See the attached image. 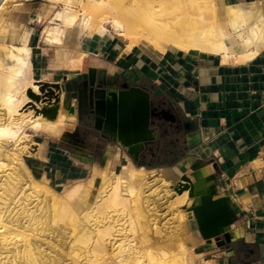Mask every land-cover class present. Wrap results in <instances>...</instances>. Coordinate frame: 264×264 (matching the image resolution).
Here are the masks:
<instances>
[{
    "label": "bare ground",
    "instance_id": "6f19581e",
    "mask_svg": "<svg viewBox=\"0 0 264 264\" xmlns=\"http://www.w3.org/2000/svg\"><path fill=\"white\" fill-rule=\"evenodd\" d=\"M54 1L61 5L55 16V20L59 21V26L48 31L47 41L61 47L65 45L68 34L76 24H80V28L89 35L95 32L107 35L112 28L115 37H121L128 42L129 49L145 43L162 51L166 49V46H169L189 53L223 55L226 58L232 55L237 62H244L256 56L264 47V17L260 10L245 4L226 5L222 3V8L217 11L214 0ZM9 2L10 0H0V23L7 15L4 11ZM79 8L81 9L78 10ZM224 19L230 20V28L240 43L237 53L230 51L228 37L222 23ZM74 54L75 56L68 58L64 63L70 70H77L78 72L84 65L88 54L79 51L78 48ZM30 65L31 48L28 44L13 45L6 43L0 46V191L4 189L0 193V264H49L47 261L49 257L51 262L57 260L55 250L52 251L51 249L54 254L52 256L43 253L44 251L41 250L42 246L46 245L45 239H47L48 234L42 233L46 229H38L35 209L28 203L22 204L20 202L22 197L20 198L19 194L23 192L18 190L21 181L20 176L27 177L30 180L29 185L34 186L38 183L29 168L30 165H27L26 160L20 154H22V147L25 146V142L22 141L31 138L25 129L37 130L43 124L50 128V133L53 136L62 140H73L75 135L66 126L76 120V101L73 100L70 109L64 110L65 95L61 88L59 91L61 102L57 107L38 113L34 111L25 113L24 107L33 103L30 97L26 98L25 92L32 89L33 94L38 95L39 88L38 85H35L38 83L37 81L27 78ZM11 162L14 163L13 166ZM108 167L109 163H106V168L108 169ZM94 171L95 177L97 170ZM130 171L129 181L132 185H135L145 176L144 167L136 168L133 166ZM144 179L146 180V178ZM113 183L117 185L103 201L98 203L99 210L103 212L114 206H127V198L119 194L120 177L118 175L105 180L99 194L103 193ZM162 186L173 190L170 197L174 198L179 194L174 190L173 182L165 180L162 182ZM20 188L22 189V186ZM79 188H74L67 197L69 199L74 197ZM48 193L55 196L52 191ZM182 194L179 197V204L181 202L184 204L185 218L187 220L193 219V214L188 211V208L199 203L200 199L199 197L189 198L188 191H184ZM63 203L65 204L63 205ZM82 203H88V200L83 199ZM61 204L58 216L62 220H67L69 233L72 232V239L78 243H85V245L86 242L93 240L91 252L95 254V258L91 254L92 256L88 260L86 259V262L77 261L76 264H116L110 259L111 256L105 257L108 253V244L105 243L106 236L111 234V227L100 229L99 232L95 230L99 234L98 237L100 236L99 240L94 238L96 234L94 235L92 231L94 236L90 238L88 231L80 230L83 221L76 214L70 202L63 199ZM88 215L93 217V214ZM49 240L51 241V239ZM111 241L109 243H113ZM50 247L54 248L52 243ZM159 247L160 252L156 255L150 251L143 255H137L135 252H131L129 247L127 250L122 249L118 254V257L122 258L118 262L119 264H156L161 263V257L171 254H177V257L181 256L180 261L184 264L193 262V256L187 253L183 242L178 244L176 239L166 238L159 243ZM123 253L125 256L122 255ZM71 255L69 254V256ZM97 255L103 258H98Z\"/></svg>",
    "mask_w": 264,
    "mask_h": 264
},
{
    "label": "crops",
    "instance_id": "0c3cea01",
    "mask_svg": "<svg viewBox=\"0 0 264 264\" xmlns=\"http://www.w3.org/2000/svg\"><path fill=\"white\" fill-rule=\"evenodd\" d=\"M222 3L252 6L264 17V0H225ZM227 37L230 51L237 53L240 43L233 31ZM76 39L78 41L80 36ZM81 43L83 51L86 49L101 57L97 65L89 62V67L105 69L109 76L118 74L132 86L148 89L152 100H166L182 119L194 120L197 124L194 135L199 134V137H193L192 146L185 141V155L172 165L147 168L130 162L116 172L113 165L117 154L112 149L105 151L97 164L103 163L107 153L112 152V170L123 180L130 178L132 166L144 167L142 188L146 181L157 180L162 186L165 180L178 182L191 172L202 176L215 173L218 196H229L236 213V220L230 226L233 238L229 246L219 247L215 240L202 238L195 219L185 218L183 232L197 250L198 258L193 264H264V47L250 60L237 62L232 55L226 58L189 53L169 46L162 51L145 43L128 49L119 41L104 37H83ZM27 44L32 47L35 69L37 63H42L38 53L33 58L37 49L33 30ZM91 128L96 130L94 126ZM78 134L88 150L91 146ZM87 150L83 152L86 159H80L85 163L90 161ZM153 173L157 175L152 177ZM95 183L96 189L90 195L102 185L99 178ZM126 187L137 193L140 190L136 191L128 184ZM81 201L82 198L77 203L83 208ZM177 216L179 219V214Z\"/></svg>",
    "mask_w": 264,
    "mask_h": 264
},
{
    "label": "rangeland",
    "instance_id": "374dc122",
    "mask_svg": "<svg viewBox=\"0 0 264 264\" xmlns=\"http://www.w3.org/2000/svg\"><path fill=\"white\" fill-rule=\"evenodd\" d=\"M222 1L225 2V0H214L215 7L217 5V11L222 8ZM9 3L6 5L7 7L4 11L7 15H5L4 20L0 23V46L6 43L13 45L27 44L29 34L33 30V36L37 38V49L34 50L35 56L33 58L37 57V53L38 58L41 56L42 64L38 65L37 63L34 69L32 47L29 45L31 48V65L27 71V78L37 81L38 83H35V85H38L39 88L38 95H36L37 99L30 96V93L33 94L32 89H28L25 92L26 98L30 97L33 100V103H29L24 107L23 110L25 113L31 111L38 113L54 109L61 102L60 89L62 88L65 95V84L71 79V76L87 71L89 62L91 61L92 64L97 65V60L99 61L101 57L91 54L86 49H84L85 51L82 50L81 40L83 37L89 38L93 36V39L104 37V39L119 41L122 47L128 48V42L121 37H115L112 28H110L111 32L107 35L99 32L89 35L80 28V24H76L74 29L68 34L63 47L51 44L47 41V34L49 30L59 26V21L55 20V16L61 8L60 4L55 3L54 0H10ZM222 23L226 35H229L233 31L230 28V20L224 19ZM77 36H80L78 41L76 39ZM77 48L79 51L87 52L88 54L87 61L85 60L84 65L78 72L77 70H70L64 63L68 58L75 56L74 51ZM56 83L60 84V89L55 87L54 84ZM51 92H54V94L51 95ZM57 97H59L58 102H56ZM63 109L66 110L64 104ZM88 126L80 120L78 114L76 120L66 126L73 131L75 135L73 140H62L53 136L50 133V128L45 124L37 130L25 129V132L31 138L22 141L25 142V146L22 147V154L20 155L26 160L27 165H30L29 168L38 183L34 186L29 185L30 180L27 177L20 176L23 178H20L21 181L19 184L20 187L22 186V189L19 187L18 190L23 192L20 191L21 195L19 194V197H22L20 201L22 204L28 203L30 204L29 206L35 209V216L38 218H36L38 229H46V231L42 232L43 234H48L47 236L45 235L47 238L45 239L46 245L44 244L41 249L44 251L43 253L52 256L54 255L53 250L57 252V260L51 262V258L49 257L47 259L48 263L76 264L77 261L86 262L92 255L95 258V254L91 252L93 249V240L86 242V245L85 243L75 242L72 239V232L69 233L67 220H62L58 216L59 208L62 206V200L67 199L73 209H75L76 214L83 221V226L80 230L88 231L87 233L90 238L96 234L94 238H98L99 240V230L105 227H111V234L108 237L106 236L105 242L106 245L108 244V253L106 256H103H111L110 259L114 263L119 264L118 261L122 257H118V254L122 249L127 250L129 247L131 252H135L137 255H143L147 251L156 255L160 252L159 243L166 238H173L178 241V244L180 242L184 243L187 253L193 256V262L191 263L193 264L194 259H197L198 256L195 255L197 250L190 243L188 236L183 232L182 224L185 221L186 209H183L182 205L184 204L182 202L179 204V197L183 194H177L174 197L176 199L170 197V193L173 190L161 186L157 180L154 182L146 181V186L143 188L140 186L141 180L135 185L130 184V178L123 180L114 171L119 172L124 165H129L130 162L137 166L143 165L134 163L128 153L124 152L125 149L120 143H114L109 139L102 138L98 131L91 128L93 123H89ZM78 132L84 138L85 143L91 146L88 150L84 148L85 145L79 137ZM108 149H112L117 154L116 163L113 165L114 171L112 170L110 161V158L113 157L112 152L107 153L103 163H100V165L97 164V162L102 160L105 151ZM86 150L88 151L87 156L90 160L88 163L83 162L86 159L83 152ZM81 158L83 161L80 160ZM12 163L11 165L13 166L14 163ZM106 163H109L108 169L106 168ZM95 169L97 170V174L94 177ZM115 175L120 177V183L118 184L119 194L127 198L128 203L126 207H122L121 205L114 206L103 212L99 210L98 203L103 201L117 184H110L103 193H99L102 191L104 181L114 178ZM155 175L157 174H151L152 177ZM97 177L99 181H102V185L96 193L90 195L96 189L95 181H98ZM127 184L136 191L140 188L139 192L129 190L126 187ZM76 187H80L79 191L74 197L69 199L67 196ZM49 191H52L55 196L49 194ZM81 198L82 201L83 199H87L89 203H82L81 201L84 209L77 203V200ZM23 199L25 200L24 202ZM181 208L185 211L184 213L181 212ZM88 214H93V217H90ZM177 214H179V219L177 218ZM41 224L43 225L41 226ZM91 231L94 235H92ZM110 241L113 243H109ZM49 243H52L54 248L50 247ZM69 254L72 255L69 256ZM87 254L90 256L88 257ZM122 255L125 256V253ZM97 256L98 258H103L102 256ZM161 258V263L156 264H184V262L180 261L182 259L181 256L177 257V254L167 255Z\"/></svg>",
    "mask_w": 264,
    "mask_h": 264
},
{
    "label": "water",
    "instance_id": "95a60500",
    "mask_svg": "<svg viewBox=\"0 0 264 264\" xmlns=\"http://www.w3.org/2000/svg\"><path fill=\"white\" fill-rule=\"evenodd\" d=\"M71 79H74L73 87L69 82L65 84V109H70L75 99L79 114L78 106L81 104L78 99L83 94L85 105H90L91 112L95 115V129L101 131L103 137L120 143L134 163H138L139 153L145 143L152 144L162 137L161 126L157 121H168L170 125L177 123L178 129L187 136L189 146H192L194 136L199 137L198 133L194 135L197 129L194 120L178 119L167 111L163 113H169V117L157 112L152 106V93L148 89L137 85L129 86L127 83L121 89L104 88L105 84L113 83L105 69L89 67L87 73H79L71 76ZM78 79L83 81L79 83ZM54 85L60 89V84ZM30 95L37 99L36 95ZM56 99L58 102L59 97ZM217 179L215 173L202 176L191 172L190 175H183L180 181L173 182V188L179 194L188 191L189 198L199 197V203L188 208L197 223L199 234L206 241L215 240L219 247H225L232 242L230 226L236 220V213L229 196H218Z\"/></svg>",
    "mask_w": 264,
    "mask_h": 264
},
{
    "label": "flooded vegetation",
    "instance_id": "af4514ba",
    "mask_svg": "<svg viewBox=\"0 0 264 264\" xmlns=\"http://www.w3.org/2000/svg\"><path fill=\"white\" fill-rule=\"evenodd\" d=\"M87 73V71L83 72ZM96 77L98 79L99 72L96 74ZM110 80L113 82L112 84H105L104 88H115V89H121L124 84H128L129 86H132L127 80H125L121 75L115 74L114 76H110ZM73 81L74 79L69 80L70 86L73 87ZM79 83H81L83 80L78 79ZM67 82V83H68ZM98 84V82H97ZM69 96L71 97V92H69ZM75 100V99H74ZM76 101V100H75ZM79 101V117L80 120L83 123H93V126L95 124V115L91 112L90 105H85L84 96L81 94V97L78 99ZM152 106L156 108L157 112H162V115H165L166 117H169V113H163V111L170 112L171 114H174L178 119L181 118L180 114L176 111V109L171 106L166 100L160 99V100H152ZM161 126V133L162 137L159 138L157 141H155L152 144L146 145L144 144V148L140 151L138 156V163L140 165L146 166V163L152 162L154 159H156L157 152H164L165 150L169 149V147L174 146L178 150L183 148L185 146V135L182 131H180L177 127V123H174L173 125H170L168 121H157ZM95 129V127H94ZM96 131L100 132L96 129ZM170 151V150H169ZM169 153V152H167Z\"/></svg>",
    "mask_w": 264,
    "mask_h": 264
},
{
    "label": "trees",
    "instance_id": "16d2710c",
    "mask_svg": "<svg viewBox=\"0 0 264 264\" xmlns=\"http://www.w3.org/2000/svg\"><path fill=\"white\" fill-rule=\"evenodd\" d=\"M170 150V151H169ZM169 152V153H167ZM185 146L178 150L174 146L169 147V149L162 152H157L156 159L152 162L146 163L147 168H153L163 165H172L175 164L182 156L185 155Z\"/></svg>",
    "mask_w": 264,
    "mask_h": 264
}]
</instances>
